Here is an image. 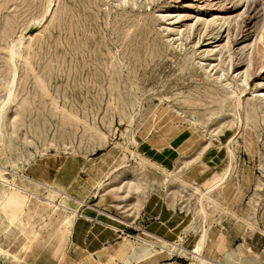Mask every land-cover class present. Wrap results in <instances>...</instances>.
<instances>
[{
	"label": "rangeland",
	"instance_id": "rangeland-1",
	"mask_svg": "<svg viewBox=\"0 0 264 264\" xmlns=\"http://www.w3.org/2000/svg\"><path fill=\"white\" fill-rule=\"evenodd\" d=\"M263 92L264 0H0V264H252Z\"/></svg>",
	"mask_w": 264,
	"mask_h": 264
},
{
	"label": "crops",
	"instance_id": "crops-1",
	"mask_svg": "<svg viewBox=\"0 0 264 264\" xmlns=\"http://www.w3.org/2000/svg\"><path fill=\"white\" fill-rule=\"evenodd\" d=\"M206 232H207V236H206V240H205V243L203 245V250H202V255L205 258H207L208 260L213 261V262H216V260H217L221 264H237L236 262H238V264H247V261H246L245 257H243L244 259H242L240 261H237L238 250L242 251V249H245L244 246H241V243H242V238L241 237H240L241 242L239 243V246H237V247H233L234 239H232L231 237H228L231 240V242H230L231 247L229 248V251H230V253L231 252L235 253L234 254L235 256L233 257L234 259H230L229 256H227V254H223L222 255V253H221V250H220L219 246L222 243V239L220 238V236L219 237L212 236V234H211L212 232H209V228L206 229ZM146 234H149V233L146 232ZM179 236L181 238L182 234L180 233ZM33 239H34V237H33ZM119 239L116 240L115 242L108 243L106 245L102 244V246L100 248H98L97 250H95L94 252L91 251L92 252L91 254L88 253V251H87L85 254L81 255L78 258L71 256L68 253V251H67V249H68V247H67L65 252H64V260H63L62 264H67V263L68 264H81L89 256H92V258L95 259L94 254H96L97 260H99V261L103 260V259L109 261L110 257H111V259L114 260V259L117 258V256L115 257L114 255H116V253H117ZM249 239H251L250 236L249 237L247 236L245 238L246 243L250 246L252 251L254 253H256L257 255H255V254H249L248 255L247 254V256H249V258L252 260V264H264V261H263V256L264 255L262 253H258L257 251H255L253 249L252 243L249 242ZM162 241L163 242H171L168 238L164 239ZM239 247H240V249H239ZM193 248H194V245L192 246L191 249H188L189 250L188 253L191 254V255H192L191 250ZM62 254H63V252H61L57 256L56 260L48 259L47 261H44V263L45 264H57L58 261L60 260L61 256H62ZM129 256H130V253H128V256L126 255V257H129ZM151 257H153V256H150V257H147V258H151ZM173 263L177 264L176 261H173ZM156 264H158V263H156Z\"/></svg>",
	"mask_w": 264,
	"mask_h": 264
},
{
	"label": "bare ground",
	"instance_id": "bare-ground-1",
	"mask_svg": "<svg viewBox=\"0 0 264 264\" xmlns=\"http://www.w3.org/2000/svg\"><path fill=\"white\" fill-rule=\"evenodd\" d=\"M48 9V8H47ZM46 12V11H45ZM22 39V38H21ZM19 42H21V40L19 41ZM13 47H14V45H12V46H10V48H11V50L9 51V53L11 52L12 54H13ZM9 48V49H10ZM16 48V47H15ZM8 55V54H7ZM11 56H13V55H11ZM10 56V57H11ZM9 59H11V58H9ZM12 61H13V59H12ZM11 64H13V63H11ZM14 67V66H13ZM16 74V73H15ZM15 74L13 75L14 77H15ZM13 80V79H12ZM14 82V81H13ZM12 84V83H11ZM12 88H13V85L11 86ZM11 88V89H12ZM264 93V92H263ZM12 96V90L9 92V95L7 96L8 97V99L7 100H9L10 101V97ZM8 101V102H9ZM6 100H5V105H6ZM1 109V108H0ZM0 113H1V111H0ZM28 169H29V171L31 172V173H33V174H35L36 176H40L41 177V181L44 183H47V181L49 180L46 176H45V172H46V165H42V164H40V163H37V162H33L32 164H30L29 166H28ZM49 183H51V181L49 182ZM52 184H53V182H52ZM204 195V194H203ZM202 199V198H201ZM50 216V215H49ZM206 236H207V233H206V231H204L202 234H201V237L199 238V240H198V242H197V247L195 248V249H193V251H191V253H192V255H193V258L195 259V262H198V260H200V258H203L202 257V255L200 254V251H201V247H202V245L204 244V242H205V240H206ZM32 242H33V238H32V240L30 241V243H29V246H27V251H28V253H29V255H32L33 257L35 256L34 254L35 253H33V251H31L30 252V249H31V245H32ZM7 250V249H6ZM24 250H25V248H24ZM10 251V250H9ZM27 253V254H28ZM10 255V254H9ZM12 258H13V261H14V263L15 264H23V260L24 259H21V258H19V257H17V256H15V255H13L12 256ZM35 258H36V260H35ZM63 258H64V255L62 254V256H61V260L63 261ZM38 257H34V259H33V261L32 262H29V264H45V263H40L39 261H38Z\"/></svg>",
	"mask_w": 264,
	"mask_h": 264
}]
</instances>
